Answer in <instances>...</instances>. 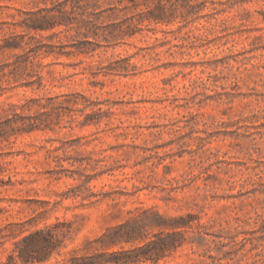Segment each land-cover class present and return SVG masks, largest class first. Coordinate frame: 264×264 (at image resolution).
Instances as JSON below:
<instances>
[{"label": "rangeland", "instance_id": "rangeland-1", "mask_svg": "<svg viewBox=\"0 0 264 264\" xmlns=\"http://www.w3.org/2000/svg\"><path fill=\"white\" fill-rule=\"evenodd\" d=\"M83 257L264 264V0H0V264Z\"/></svg>", "mask_w": 264, "mask_h": 264}, {"label": "trees", "instance_id": "trees-1", "mask_svg": "<svg viewBox=\"0 0 264 264\" xmlns=\"http://www.w3.org/2000/svg\"><path fill=\"white\" fill-rule=\"evenodd\" d=\"M35 238L39 239L40 244L42 246H44V248L46 247V250H47V246L51 245L52 234L49 231L44 232L42 230H38V231H36L34 233H29L27 236H25L23 238V240L25 242H33V240H35ZM25 255H27L26 257H28V258L24 259L25 262H33L36 259L33 256V254L26 253ZM146 259L147 258H145V260ZM125 261H127V260H125ZM72 262H73V264H85V257H83V258H81L79 260L78 259H74Z\"/></svg>", "mask_w": 264, "mask_h": 264}]
</instances>
